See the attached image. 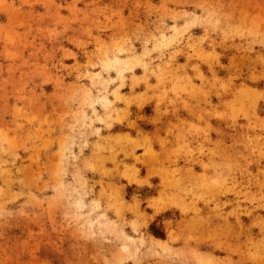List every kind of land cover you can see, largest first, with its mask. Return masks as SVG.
Segmentation results:
<instances>
[{"label": "rangeland", "instance_id": "1", "mask_svg": "<svg viewBox=\"0 0 264 264\" xmlns=\"http://www.w3.org/2000/svg\"><path fill=\"white\" fill-rule=\"evenodd\" d=\"M0 264H264V0H0Z\"/></svg>", "mask_w": 264, "mask_h": 264}]
</instances>
